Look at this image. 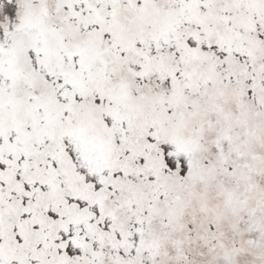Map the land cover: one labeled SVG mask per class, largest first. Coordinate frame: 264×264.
Instances as JSON below:
<instances>
[{
    "label": "snow or ice",
    "instance_id": "obj_1",
    "mask_svg": "<svg viewBox=\"0 0 264 264\" xmlns=\"http://www.w3.org/2000/svg\"><path fill=\"white\" fill-rule=\"evenodd\" d=\"M0 264H264V0H0Z\"/></svg>",
    "mask_w": 264,
    "mask_h": 264
}]
</instances>
